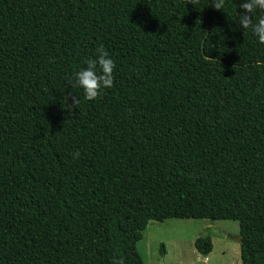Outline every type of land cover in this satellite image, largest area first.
I'll list each match as a JSON object with an SVG mask.
<instances>
[{"label": "trees", "instance_id": "1", "mask_svg": "<svg viewBox=\"0 0 264 264\" xmlns=\"http://www.w3.org/2000/svg\"><path fill=\"white\" fill-rule=\"evenodd\" d=\"M237 3L0 0V264H144L176 219L237 222L264 264V44ZM100 46L114 84L86 101L67 80Z\"/></svg>", "mask_w": 264, "mask_h": 264}, {"label": "rangeland", "instance_id": "2", "mask_svg": "<svg viewBox=\"0 0 264 264\" xmlns=\"http://www.w3.org/2000/svg\"><path fill=\"white\" fill-rule=\"evenodd\" d=\"M210 235L213 251L201 256L195 249L197 238ZM239 224L234 221L168 220L151 222L139 242L144 264H242Z\"/></svg>", "mask_w": 264, "mask_h": 264}, {"label": "clouds", "instance_id": "3", "mask_svg": "<svg viewBox=\"0 0 264 264\" xmlns=\"http://www.w3.org/2000/svg\"><path fill=\"white\" fill-rule=\"evenodd\" d=\"M208 5L221 11L225 0H208ZM235 23L244 33L250 31L258 44H264V0H239ZM83 63L85 67L73 73V78L68 79L67 84L81 89L84 100L94 101L105 89L113 87L115 62L104 47L100 46L95 55L85 59ZM254 67L257 71L264 70V59H257ZM70 99L69 108L77 107L79 96L71 95Z\"/></svg>", "mask_w": 264, "mask_h": 264}, {"label": "water", "instance_id": "4", "mask_svg": "<svg viewBox=\"0 0 264 264\" xmlns=\"http://www.w3.org/2000/svg\"><path fill=\"white\" fill-rule=\"evenodd\" d=\"M237 242L240 244L241 243V238L240 237H237L236 238Z\"/></svg>", "mask_w": 264, "mask_h": 264}]
</instances>
